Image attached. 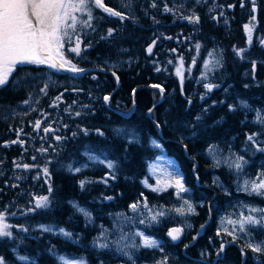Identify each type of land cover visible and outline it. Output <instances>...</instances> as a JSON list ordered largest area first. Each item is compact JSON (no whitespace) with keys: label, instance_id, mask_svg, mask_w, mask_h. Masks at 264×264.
<instances>
[{"label":"trees","instance_id":"1","mask_svg":"<svg viewBox=\"0 0 264 264\" xmlns=\"http://www.w3.org/2000/svg\"><path fill=\"white\" fill-rule=\"evenodd\" d=\"M229 1L234 5L237 18L245 15L242 20L230 18L222 23L224 27L218 24L200 27L199 22L188 21V28L183 30L192 32L203 55L210 50L220 53V87L209 95H204L207 88L195 83L194 78H187L180 83L175 77H159L156 80L158 88L154 93H148V90L140 93L143 122L140 127V140L134 144L126 145L120 137L105 128L116 125H103L99 118L92 121L87 111H84L85 115H82L80 123L75 124L70 100L62 105V113L59 107V113L56 107L51 108L55 101L58 102L56 96L63 90H69L73 76L61 74L44 64L16 66L8 83L0 87V134L20 133V139L25 145L32 143L34 138H28V135L33 136L31 130L41 119L39 113L43 110L47 118L42 122V127L48 126L47 129L51 131L52 128L58 129L61 132L58 135L71 134V138L60 145L54 143L52 148L47 143V154L44 157L35 156L34 162H27L29 171L19 175L18 180L14 179L21 184V195H0V213L6 217L5 222L11 225L8 230L12 233L11 237H0V258L4 264H24L17 260V255L30 257L33 260L30 264H59L50 253L52 245L72 257L84 256L88 264L107 261L106 254L96 253L90 248L93 231L89 230L70 203L77 202L100 216L125 209L139 195L152 199L153 195L139 186V181L147 176V164L161 153L160 149L154 150L150 147L151 138L159 141L167 156L178 164L187 191L186 198L195 204V212L189 219L192 227L189 240L173 247L167 239L168 229H155L159 232L157 237L164 241L167 251L173 252L176 249L180 260L175 264H208L206 254L210 255L211 263L216 261L217 264H250L245 259L247 249L218 232L217 222L234 202L245 200L247 203L258 202L264 206V201L240 193L227 171L214 166L204 155L212 144L230 145L238 150L246 148L253 153V156L249 153V158L257 160L260 156L257 148L263 147L259 146L257 140L264 142V129L252 123L251 116L238 103L239 100H246L252 109L264 108V68L260 65V62H264V0H255V4L253 0ZM214 5L210 0H204L198 5L182 0H159L158 12L163 21L165 16L161 12L165 7L171 9L168 13L174 14L177 32L181 18L197 14L201 17L199 20L203 16L209 19ZM241 5L243 9H240ZM252 5L258 9L257 22L251 17ZM245 25L252 28V36L262 34L263 39L249 43ZM113 30L116 34L112 41L119 42L122 38L120 29ZM147 83L145 78L144 85ZM86 85L88 87V83ZM159 88L165 93L168 89L172 91L175 103L172 112L162 116L158 114L163 106L160 103L158 109L152 111L154 117L150 118L146 113L161 99L160 95L163 93ZM64 93L71 96L70 92ZM118 94L122 97L127 93L121 90ZM152 94L155 95L153 100L150 98ZM57 118L64 128L58 124ZM249 136H253L255 142L249 141ZM28 150L32 149L28 147ZM84 150L118 161L122 175L108 186L93 183L80 187L78 181L81 176L66 172L63 166L76 167L84 163ZM45 168L48 169L47 174L44 172ZM1 176L0 184L6 183L9 188L14 182L10 173L1 169ZM215 179L221 180L224 187L216 183ZM23 183L34 184L29 189V198L24 193ZM41 196L48 197L46 208L35 207L36 199ZM165 197L166 195L159 196L157 200L166 202ZM39 224L63 228L77 239V244L41 234L33 229ZM193 237L194 242L191 244Z\"/></svg>","mask_w":264,"mask_h":264},{"label":"flooded vegetation","instance_id":"2","mask_svg":"<svg viewBox=\"0 0 264 264\" xmlns=\"http://www.w3.org/2000/svg\"><path fill=\"white\" fill-rule=\"evenodd\" d=\"M210 1L215 3L211 9L213 13L210 16L212 23L219 24L221 22L219 24L221 26L222 20L227 21L230 18H237L234 5H231L229 0ZM158 2L159 0H103L106 7L119 11L126 17L125 19L111 16L102 9L91 6L92 13L95 15V18L90 21L91 26H84L78 22L74 33L71 29L68 30L72 35V43H68L66 39L64 47L60 50L65 59L70 60L77 68L86 71L73 76V82L69 90H63L59 93L56 96V98L59 97L58 102L55 101L56 103L54 102L51 108L56 107L59 113V107L60 113H62L64 111L62 105L70 100V108L75 124L80 123L82 115H85L83 114L84 111H87L92 121L94 118H99L100 123L103 125L117 124V127L121 129H129L138 134L141 132L140 127L143 122V113L140 111L141 92L148 90V93L152 91L154 93V90L156 91L158 88L156 80L161 76L178 78L180 83L187 78H194V82L197 83L196 77L207 53L203 55L201 47L197 48L198 44L193 39L192 32H183L184 29L188 28V19L181 18L179 20V30L176 32L177 26H175L174 14L170 15L165 10L168 7H165L161 12V15L165 16V20L161 21ZM242 6H240V9L243 8ZM253 7L255 6H251V17L252 19L255 17L253 19L255 22L257 21L258 9L255 7L256 10L253 12ZM232 13H235V16ZM195 16L198 17L197 14ZM203 18L207 17L203 16ZM203 18L201 19L203 22L199 21L201 26H204L205 23ZM79 20L84 21L85 19L80 16ZM115 28L120 29L122 35L119 42L112 41L113 36L116 34L113 30ZM109 30L112 32L111 35H109ZM76 37H79L81 42L79 55L70 51V48L75 47ZM149 47L152 48L151 54L147 51ZM54 55L56 56L55 53ZM168 59L167 69H163L159 62L165 63ZM181 64L183 65L182 80L181 77L176 75V70L181 67ZM66 67L68 66L66 65ZM219 76L220 73L213 78L212 88L214 89H212V92L220 87ZM145 78L148 82L146 85H144ZM86 83H88V87ZM121 90L127 94L121 98L122 100L117 101L115 99ZM64 92H70L71 96L68 97V94ZM164 93L160 95L161 99L157 101L166 99L170 94V90L166 91L165 95ZM106 96L109 97L107 102L104 99ZM154 97L155 95L152 94L150 96L151 100ZM164 112L168 113L167 109ZM39 115L41 116V119L38 120L40 127L36 128L34 126L31 130L33 136L28 135V138H34L32 143L25 145V142L20 139L22 136L20 133L0 134V150L3 151L0 152V173L1 169L5 173H10L13 181L15 178L18 180V176L22 173L29 171L30 167L25 169L23 165H29L27 162H34L33 157H44L47 154V143L48 147L52 148L55 144H63L71 138V134L68 136L58 135L61 134L60 130L54 128H52V131L45 132L44 130L48 126L42 127V122L46 120L47 115L43 110L40 111ZM58 124L63 127L59 120ZM100 131L102 130L100 129ZM56 137H60V139L57 140ZM123 142L128 145L126 141L123 140ZM28 147L32 150H28ZM98 174H100V171L97 170L92 173V176L100 178L102 174H100L101 176H98ZM106 177L107 175H105ZM1 178L2 176L0 180ZM32 185L34 184H25L24 193H26L27 198L31 194L29 189ZM20 186L21 184L18 181L11 183L9 188H7L6 183L0 184V195H21Z\"/></svg>","mask_w":264,"mask_h":264},{"label":"rangeland","instance_id":"3","mask_svg":"<svg viewBox=\"0 0 264 264\" xmlns=\"http://www.w3.org/2000/svg\"><path fill=\"white\" fill-rule=\"evenodd\" d=\"M182 1L198 5L202 4L204 0ZM75 15L78 18L82 16L85 19L84 21L88 19L86 13L78 12L75 13ZM94 18L95 15L92 13L91 21ZM257 39L261 41L263 35H259ZM170 62L172 63V61ZM167 63H169V59L166 60L165 63L159 62V65L163 67V69H167ZM260 65L264 68V62H260ZM220 69V54L216 50H210L204 58L200 72L196 77V82L204 84V88H206V84L213 85V78L214 76L217 77V74L220 73ZM245 75L247 76L246 73ZM206 91L207 93H203L204 95L210 94L212 90L209 91L207 89ZM173 96L171 91L168 97L164 99L165 101L161 100V104H163L164 107L168 106V112H171L175 103ZM157 102L160 103L159 101ZM166 103L167 105L165 106ZM238 103L240 108L243 109L247 115L251 116L252 123L264 129V122H262L264 121V108L252 109L246 100H239ZM165 110L166 109H160L159 112L162 113H159V115L166 113L164 112ZM196 121L198 122V120ZM110 127L111 126L107 129ZM117 129L122 130L120 134H117ZM111 130L115 136L120 137L128 144H134L140 140V135L132 130L121 129L119 127H113ZM257 143L264 148L263 141L258 139ZM149 145L154 150L160 149L161 153L147 164V176L139 181V186L150 195H153L152 199L145 195H139V198L128 204L125 209L100 216L94 214L88 208H85L77 202L72 201L70 203L75 212L82 217L89 230L93 231L89 242L90 248L96 253H104L107 256V261H100L98 264H175L176 261L180 260L176 254V249H174L173 252L167 251L164 247V241L157 237L159 232L155 229L161 227H165L168 230L174 227L180 228L182 231L180 234V242L177 245L190 238L189 235L192 227L189 219L195 212V204L190 199L186 198L187 191L183 184L179 166L173 159L167 156L161 143L155 138L149 140ZM249 153L250 152L246 148L238 150L236 147L230 145L221 146L212 144L206 149L204 155L214 166L227 171L228 175L232 177L234 187L238 189L240 193L257 197L264 201V196L250 194V192L245 191V181L251 183L257 181L264 175V151H260V156L257 160L250 159ZM250 154L253 156V153ZM84 157L85 162L79 166H63V170L66 172L81 176L78 182L80 187L81 181L85 182L84 185L94 183L101 186H108L111 181L122 175L121 166L119 162L114 159L92 153L88 150H84ZM90 157H95V159H90ZM238 157H243L244 161H246L240 170H237L234 165ZM101 161H103V163H101ZM110 162L114 165L113 168L107 167ZM77 168L80 170L76 171ZM97 170L100 171L103 177L94 178L92 176V173ZM105 175H107L106 178ZM177 180L182 182L184 191H179L177 189ZM214 181L224 187L221 180L215 179ZM163 195H166V202L158 201L157 197ZM185 201H187V203H185ZM134 204L136 205L135 210H133L132 207ZM74 205L77 207H74ZM189 205H191L192 211H189ZM78 208L84 209L88 213V216H85ZM253 208L264 210V206L258 202L247 203L245 200H241L232 203L231 208L218 220L217 231L228 236L233 243L239 242L238 244H242L247 249L245 259H248L250 264H264V254L253 253L251 249L247 247L249 243L260 244L264 247V224L246 225V231L240 232L238 223H229L230 220L239 221L242 217L249 215L256 219H260L261 216H264V212L261 211L250 212V209ZM154 216L156 217L155 220H153ZM45 227L51 229V231H44L43 228ZM33 229L39 231L41 234H48L52 238L57 237L77 244V239H74L72 235L70 237H65L60 232V229H63L61 227L39 224L33 227ZM145 239L156 241V246L146 247L144 245ZM193 239L194 237L191 243L194 242ZM101 244L106 245V247H101ZM172 246L174 247L176 245ZM58 249L59 248L52 245V247H50V253L56 258L59 264H88L84 256L72 257ZM206 256L207 259L210 260V255L206 254ZM16 257L18 261L24 264L33 262V260L27 256L17 255ZM20 257H25L26 259L21 260ZM209 260H206V263L217 264L216 261L211 263Z\"/></svg>","mask_w":264,"mask_h":264},{"label":"snow or ice","instance_id":"4","mask_svg":"<svg viewBox=\"0 0 264 264\" xmlns=\"http://www.w3.org/2000/svg\"><path fill=\"white\" fill-rule=\"evenodd\" d=\"M255 4V0H253ZM91 6L102 9L111 16L120 17V19H125L119 11H114L110 7H106L103 0H0V87L5 86L9 81V76L15 70L17 65L23 64H48L50 68L64 69L70 72H82L83 69H79L75 64H72L70 60L64 58L61 53V49L64 47V42L67 39L68 43H72V35L69 33V29L74 33L76 31L77 23H81L84 26H91L90 21L92 19ZM166 11H171V9H165ZM255 7H253V12H255ZM86 13L88 19L87 21H80L75 13ZM190 22H199V17H184ZM255 19V17H253ZM245 31L249 36V43H251L252 28L249 25H245ZM112 32L109 30V35ZM264 43V42H262ZM199 48V45H197ZM70 51L79 55L81 51L80 38L76 37L75 47L70 48ZM149 54L152 52V48L147 49ZM56 54V57L53 56ZM182 67H178L176 70V75L183 79ZM159 71V69H157ZM115 75V73H113ZM205 87L211 91L212 85H205ZM161 92L164 90L161 88ZM59 99V97H57ZM105 102L108 101L109 97H104ZM27 103V101L25 102ZM264 122V121H262ZM36 128L40 127V122L37 121ZM45 132L51 131V129H45ZM117 134H120L122 130L117 129ZM103 135V133H100ZM75 135V133L73 134ZM87 135V132H85ZM57 140L60 137H56ZM249 141H254L253 136L248 137ZM158 146V145H157ZM257 151H264V148H257ZM90 159H95V157H90ZM103 163V161H101ZM243 157H238L234 162L235 168L240 170L245 164ZM19 167V165H17ZM27 169L28 165H23ZM108 168H113L114 165L110 162L107 165ZM80 169L77 168L76 171ZM45 174H47L48 169H44ZM84 181H81V187L84 186ZM176 187L179 191H184V186L180 180L176 181ZM155 190V189H154ZM51 191V188H49ZM245 191L250 192V194H255L258 196H264V175L257 181L249 183L245 181ZM187 203V201H185ZM48 206V197L41 196L36 199V208H46ZM74 207H77L74 205ZM133 210H135L136 205H132ZM85 216L88 213L82 209L78 208ZM189 211H192L191 205H189ZM264 210L261 209H250V212H257ZM156 217H153L155 220ZM6 217L0 213V237H11L12 233L8 229L11 227L5 222ZM232 224H239L240 232L246 231V225H257L264 224V216L260 219L249 215L242 217L239 221H229ZM26 231V229H22ZM44 231H51L49 228H43ZM181 229H172L168 235L173 241L180 239ZM60 232L65 237H70L71 234L66 232L64 229H60ZM144 245L146 247H155L156 241L145 239ZM101 247H106V245L101 244ZM253 253L264 254V247L260 244L249 243L247 245ZM223 250V246L221 247ZM21 260H25V257H20ZM0 264H4L3 259L0 258Z\"/></svg>","mask_w":264,"mask_h":264},{"label":"bare ground","instance_id":"5","mask_svg":"<svg viewBox=\"0 0 264 264\" xmlns=\"http://www.w3.org/2000/svg\"><path fill=\"white\" fill-rule=\"evenodd\" d=\"M231 5H232V4H231ZM217 7H218V6H217ZM261 7H262V6H261ZM242 9H243V8H242ZM263 10H264V9H263ZM212 11H213V10H212ZM229 11H230V10H229ZM231 11H232V10H231ZM251 11H252V10H251ZM215 12H216V11H215ZM217 12H218V11H217ZM217 12H216V13H217ZM262 12H263V11H262ZM216 13H215V14H216ZM229 13H230V12H229ZM211 14H213V13L211 12ZM211 14H210V15H211ZM232 14H233V13H232ZM234 14H235V13H234ZM261 14H262V13H261ZM210 15H209V16H210ZM225 15H227V14L225 13ZM228 15H229V14H228ZM263 15H264V14H263ZM216 16H217V15H216ZM216 16H215V17H216ZM230 16H231V15H230ZM234 16H235V15H234ZM244 16H245V15H244ZM244 16H243V17L240 16V17H238L237 19L242 20V19L244 18ZM248 16H249V13H248ZM227 17H228V16H227ZM227 17H226V18H227ZM246 17H247V16H246ZM199 18H201V17L199 16ZM202 18H203V17H202ZM234 18H235V17H234ZM203 19H204V18H203ZM218 20H219V19H218ZM220 20H221V18H220ZM199 21H202V20L200 19ZM204 21H205V23L203 24L204 26H201V25H200V22H199L200 27H212L211 25L214 24V23H212L213 21H212L211 18H209V19L205 18ZM227 21H228V20H227ZM227 21L222 20V23H223V22H227ZM202 22H203V21H202ZM206 22H209L210 25H209V24H206ZM251 22H252V21H251ZM255 22H257V21H255ZM220 23H221V22H220ZM220 23H219V24H220ZM230 23H231V22H230ZM241 23H244V22H241ZM219 24H218V25H219ZM239 24H240V22H239ZM254 24H255V23H254ZM222 26H223V25H222ZM232 26H233V25H232ZM215 27H217V26H215ZM223 27H224V26H223ZM198 28H199V27H198ZM219 28H220V27H219ZM243 29H244V28H243ZM199 30H200V28H199ZM226 31H227V30H226ZM198 35H199V34H198ZM259 35H261V34H257V35H255V36H252V37H251V41H252V40L258 41L257 38H258ZM196 41H197V39H196ZM199 42H200V41H199ZM201 42H202V41H201ZM201 42H200V43H201ZM248 42H249V41H248ZM258 42H259V41H258ZM221 46H222V45H221ZM221 46H220V47H221ZM116 50H117V49H116ZM112 56H113V55H112ZM159 89H160V88H159ZM168 90H169V89H168ZM170 92H171V91H170ZM132 93H133V92H132ZM164 95H165V93H164ZM173 95H174V94L172 93V96H173ZM122 97H123V96H122ZM122 97H120V94H118L115 100L120 101V100H122V99H121ZM131 98H132V95H131ZM173 98H174V96H173ZM134 99H135V98H134ZM126 100H127V99H126ZM126 100H125V101H126ZM127 101H128V100H127ZM164 101H165V100H164ZM159 102L161 103V100H160ZM135 103H136V102H135ZM160 103L156 102V103L152 106V108L146 113V115H147L148 117H150V118L154 117V114L152 113V111L155 110V108L158 109L157 106H159ZM126 105H127V104H126ZM166 105H167V103L165 104V106H166ZM129 109H130V108H129ZM129 109H128V110H129ZM133 109H134V108H133ZM161 109H168V106H167V107L162 106ZM155 111H156V110H155ZM171 112H172V110H171ZM129 113H130V112H129ZM160 113H162V112H160ZM168 113H169V112H168ZM158 114H159V113H158ZM166 114H167V113H166ZM129 116H130V115H129ZM155 118H156V117H155ZM126 121H127V120H126ZM123 122H124V121H123ZM128 122H129V121H128ZM124 126H125V124H124ZM129 126H130V125H129ZM113 127H117V124H116V126H111L109 129H112ZM132 127H133V126H132ZM132 127H131V128H132ZM106 128H108V127H106ZM117 128H118V127H117ZM134 129H135V128H134ZM135 131H136V130H135ZM189 131H190V130H189ZM111 132H112V130H111ZM138 134L141 136V132L138 133ZM187 135H188V134H187ZM195 138H196V137H195ZM195 138H194V139H195ZM121 140H122V139H121ZM122 141H123V140H122ZM210 146H211V145H210ZM208 148H209V147H208ZM194 153H195V152H194ZM196 154H197V153H196ZM204 159H205V158H204ZM119 161H120V160H119ZM122 168H123V167H122ZM102 177H103V176H102ZM78 182H79V181H78ZM190 243H191V242H190ZM191 244H192V243H191ZM191 244H190V245H191ZM60 248H61V247H60ZM45 249H46V248H45ZM16 250H17V249H16ZM58 250H59V249H58Z\"/></svg>","mask_w":264,"mask_h":264},{"label":"water","instance_id":"6","mask_svg":"<svg viewBox=\"0 0 264 264\" xmlns=\"http://www.w3.org/2000/svg\"><path fill=\"white\" fill-rule=\"evenodd\" d=\"M53 56H54V53H53ZM54 57H55V56H54ZM44 65H46L47 67H49L48 64H44ZM49 68H50V67H49ZM66 68H67V67H65L64 69H57V68H52V69H54V70H56V71H58V72H60V73H62V74H64V75H69V76H76V75H79V74H81L82 72L86 71V70H84V71H82V72H70V71H67ZM88 70H91V69H88ZM88 70H87V71H88ZM172 229H175V227H174V228H170V229L168 230V233H169ZM179 229H180V228H179ZM168 233H167V238H168L169 242H170L172 245H177V244L180 242V239H179V240H175V241H173V240L171 239V237L168 235Z\"/></svg>","mask_w":264,"mask_h":264}]
</instances>
